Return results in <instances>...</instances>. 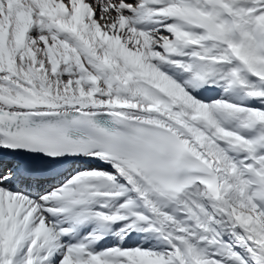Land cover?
I'll return each instance as SVG.
<instances>
[{
    "label": "snow or ice",
    "instance_id": "6c2138e0",
    "mask_svg": "<svg viewBox=\"0 0 264 264\" xmlns=\"http://www.w3.org/2000/svg\"><path fill=\"white\" fill-rule=\"evenodd\" d=\"M0 264H264V0H0Z\"/></svg>",
    "mask_w": 264,
    "mask_h": 264
}]
</instances>
